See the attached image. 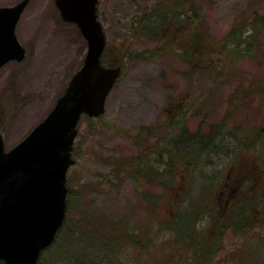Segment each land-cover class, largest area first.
Segmentation results:
<instances>
[{
	"label": "rangeland",
	"instance_id": "374dc122",
	"mask_svg": "<svg viewBox=\"0 0 264 264\" xmlns=\"http://www.w3.org/2000/svg\"><path fill=\"white\" fill-rule=\"evenodd\" d=\"M18 1L0 0V6ZM179 1L98 0L97 16L106 40L105 64L120 65L121 73L105 98L103 112L99 116L82 113L78 119L71 150L74 162L66 172V187L73 189L69 218L75 221L82 210L89 225L124 230L131 239L125 237L127 246L115 264H188L184 256L202 261L209 249L213 253L207 256L212 258L205 260L207 264H264V190L258 192L264 187V177L251 174L248 177L255 189L245 193L243 188L250 185L246 177L257 165L256 156L264 151V134L257 151L248 144L249 130L259 129L264 122V94L254 91L245 97L240 92L257 81L264 89V26L257 31L251 49L233 63L220 70L204 68L208 71L195 75L189 68L193 61L182 56L189 48V34L170 30L164 40L161 27L143 33V24L167 20L170 28L182 25V32L191 35L199 28L218 44L231 29L244 26L252 13L264 16V0H198L191 18L184 21L174 18ZM165 3H169V11L160 20ZM180 15L184 13L180 11ZM246 33L234 35L241 38ZM15 34L24 56L0 66V138L5 149L24 138L53 108L81 66L87 47L77 25L62 19L54 0H29ZM212 127L223 129L220 145L217 153L200 163L210 160L209 173H219L222 181L227 175L218 187H228L230 196L263 203L261 210L253 209L254 222L246 218L250 224L238 232L225 226L228 193H216L214 199L205 195L198 209L181 200L182 192L167 194L160 183L164 179L168 186L182 180L196 187L200 184L193 182V173L187 170L177 182L171 173L162 176L159 168L166 166L164 162L176 149L172 143L182 144L177 141L181 130L209 135ZM136 155L146 162L142 173L121 169ZM176 163L174 169L183 172L185 161ZM150 166L158 171L150 174ZM185 209L183 225L186 227L189 218H197V222L181 231L171 218L176 210ZM193 231L201 236H192Z\"/></svg>",
	"mask_w": 264,
	"mask_h": 264
},
{
	"label": "water",
	"instance_id": "95a60500",
	"mask_svg": "<svg viewBox=\"0 0 264 264\" xmlns=\"http://www.w3.org/2000/svg\"><path fill=\"white\" fill-rule=\"evenodd\" d=\"M29 0L0 6V66L20 60L24 48L15 34ZM63 20L77 25L86 41L81 66L71 75L53 108L13 147L0 138V260L36 264L65 217L66 172L74 162L72 144L82 113L99 116L121 66L100 62L105 35L97 18L98 0H54Z\"/></svg>",
	"mask_w": 264,
	"mask_h": 264
},
{
	"label": "trees",
	"instance_id": "16d2710c",
	"mask_svg": "<svg viewBox=\"0 0 264 264\" xmlns=\"http://www.w3.org/2000/svg\"><path fill=\"white\" fill-rule=\"evenodd\" d=\"M197 1L198 0H180L176 5L178 9L174 18L178 21H184L185 18H191L190 12H192L193 9H196L195 5ZM168 5L169 3H165L159 17L160 20L162 16L168 14ZM180 11L184 13V15H180ZM166 21H163L161 23L158 22L157 24H155V22L153 21H150V24H143V26L146 27L143 33H145V31L151 33L152 28H155L156 32V30L161 27L159 34L160 38L165 37L164 40L168 38L166 36L170 34L171 31H178L179 33L181 32L184 36H187L189 34V48L188 51L182 56L185 60L190 59L193 61L192 63H189L191 64L189 68H193V75H195L197 71H201V73L208 71L204 68H210V71L215 69L218 70L219 67H223L233 63L235 60H237V58L243 55V52L251 49V47L249 46H252L251 43L255 39L257 31H259L261 28H263L262 26H264V16H258L257 12H254L252 13L251 17L248 18V21L244 26H238L231 29V31L227 33L224 38H222L220 43L215 44L209 41L207 37L202 34V30L199 28H196L194 30V33L192 32L191 35L189 32H182L181 23H178V25L181 26L173 27L172 29L168 26V22ZM238 31L240 34H242V32H248L246 33L247 36L237 38L234 34ZM240 44L247 46L245 47L246 50L242 49L244 46L240 47ZM248 47L249 49H247ZM104 53L105 49L103 50L101 55V62L106 65ZM140 56L141 55H139V57ZM214 63H217V65L216 67L212 68ZM261 86L262 83L257 81L255 84L250 83V85L244 87V89H242V91L240 92H242L245 97L253 95L254 91H258L260 95H263L264 93L261 92V89H264ZM234 97V101L238 100V96ZM234 101H231V107L232 105H234ZM222 130L223 129L221 128L219 129L212 127L211 133L209 135H204L200 131L188 132L184 128V130H181L183 131L181 134L182 137L177 139V141H179V143L181 142L182 144L176 145L172 143L176 149L174 151L172 150L173 152L168 151V153L170 152L171 157L168 161L164 162L166 166L163 167V169L159 168L160 172H162L160 173L162 174V176H164L163 173H169L168 176L170 177L171 173L173 175V178L177 182L181 178L180 175L185 174L187 170V172H189L190 174L193 173L192 179L194 183H196V181H200V184L197 187L195 184L192 185L190 183H187L186 180H182L180 183H175L173 184V186H168L164 179L161 180L160 183L162 186L164 185V188L167 190L165 191L167 194L169 193L175 195V193H177L179 195L180 192H182L181 200L186 201L184 203L187 206H193L192 208L198 209L199 206L202 204L201 200L205 198V195H209V197H212L219 192H225L224 194L228 193L229 210L226 211L228 215V225L225 226L232 227L234 231L238 232L240 227L243 226L242 228H244V226L246 227L245 224H250L254 222L253 219L255 218V213L253 209L255 208L256 210H261L260 206L263 203L260 201L254 202L253 200H251V197L238 198L235 196H230L231 190H228V187H218L220 182L225 183V177L227 175L224 176L222 181L220 179L221 176L219 177V173H209V168H212L210 160L200 163V161L204 160L208 155L217 153V148L219 147L221 141L220 136L223 135ZM249 132H251L252 134H257L256 136H254L249 133L248 142V144L250 143V146H253V148H255V150L257 151V144L259 142V138L261 135L264 134V122L260 125L259 129H251L249 130ZM252 136H254L255 139L252 140ZM234 137L236 138V135ZM261 148L264 149V139L262 141ZM256 159L257 161L255 165H257L252 166L250 168V170H252V173H248L246 177L247 179L245 180L248 184H250L249 186L243 187L246 190L245 193L255 189L254 182L248 176L251 177V174H257L258 177H264V151H262L260 155L256 156ZM183 160L185 161L183 172H179L178 169H174V166L178 165L176 162ZM146 168V162L142 160L138 155L134 156V159L132 158L131 161L127 163V165H123L121 167V169L124 170H135L137 174H139L140 172L142 173V171ZM153 170L157 172L158 168L153 169L150 166V168L148 169L150 174ZM228 177H230V175H228ZM215 184H217V188H215ZM258 189V192H260L261 190H264V187H259ZM72 192V187H69V189H67L65 211L66 214L63 223L60 229L58 230V233L56 234L53 242L41 252L36 264H115L120 262L119 257H121L124 248L127 246L124 242L125 237L129 239L131 238L126 234L124 230L118 228L117 226L116 228L108 227L104 229V226L89 225L90 222L84 218L85 214L82 210L79 212L78 219H75V221H72V219L70 220L69 209L71 205L70 199L73 198ZM255 195L256 194L254 193L253 196L255 197ZM192 197L195 198L192 199ZM214 209L215 208L210 210ZM185 211L186 209L181 211L176 210V213L171 218V221L173 220L172 225L175 226L177 229H180L181 231L188 229L190 225L191 227L196 225L197 222V218H189L190 221L185 227L183 225L185 224L183 220ZM248 217L250 218V223H248L249 221H245V219ZM219 225L221 224L219 223ZM202 226L203 224H201L199 228H202ZM222 228H220V231L223 230ZM188 235H190V232L188 233ZM197 235L200 234H198L196 231H193L192 236L197 237ZM195 244H193L191 248L195 249ZM198 246L199 244L197 245V248ZM182 248L184 249V246H182ZM212 250L213 249H209L207 251V254L203 257L202 261L212 259L207 257L213 253ZM195 257L196 256H191L190 258H187L186 256H184V258L186 259V263L188 264H194L195 262L198 264H207L206 261H197ZM247 258L248 256L245 257V259ZM0 264H4L3 261L0 260Z\"/></svg>",
	"mask_w": 264,
	"mask_h": 264
},
{
	"label": "flooded vegetation",
	"instance_id": "af4514ba",
	"mask_svg": "<svg viewBox=\"0 0 264 264\" xmlns=\"http://www.w3.org/2000/svg\"><path fill=\"white\" fill-rule=\"evenodd\" d=\"M3 149L5 150L4 144H3Z\"/></svg>",
	"mask_w": 264,
	"mask_h": 264
}]
</instances>
